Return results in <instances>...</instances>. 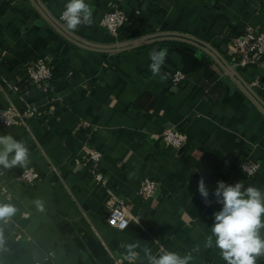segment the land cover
Here are the masks:
<instances>
[{"label": "crops", "instance_id": "crops-1", "mask_svg": "<svg viewBox=\"0 0 264 264\" xmlns=\"http://www.w3.org/2000/svg\"><path fill=\"white\" fill-rule=\"evenodd\" d=\"M42 1L60 17L66 0ZM86 2L93 22L76 32L88 39L108 42L100 19L117 5L129 19L116 41L186 32L231 63L221 49L231 56L227 46L234 36L247 25L264 27V0ZM220 17L226 21L214 28ZM162 48L168 50L163 80L149 69V52ZM40 57L69 69L47 84L29 83L28 66ZM234 67L249 83L259 81L254 89L264 100V59ZM178 69L187 79L175 85ZM225 75L211 56L186 42L94 51L61 34L31 0L0 1V110L42 111L24 124L0 121V135L24 141L30 153L27 167L0 166V204L16 209L0 219V264H149L148 255L162 251L190 256L189 264H226L214 246L205 247L213 214L222 208L213 192L218 181L264 190V113ZM167 128L185 132L187 142L166 144ZM91 149L103 152L101 180L83 162ZM244 161L260 164L254 177L241 170ZM29 167L39 173L31 185L19 179ZM201 177L207 200L198 192ZM146 178L159 182L152 197L141 193ZM122 198L132 219L118 229L107 218Z\"/></svg>", "mask_w": 264, "mask_h": 264}, {"label": "clouds", "instance_id": "clouds-1", "mask_svg": "<svg viewBox=\"0 0 264 264\" xmlns=\"http://www.w3.org/2000/svg\"><path fill=\"white\" fill-rule=\"evenodd\" d=\"M92 16L93 8L86 0H68L61 20L68 30L76 31L81 25H91ZM167 55L166 48L149 52V69L153 76L160 75L162 80L166 78L161 75V69ZM29 156L24 141L10 134L0 135V166L5 169L27 167ZM198 192L207 200L209 192L203 177L198 181ZM213 195L222 208L213 214L214 223L205 247L219 249L226 264H257V260L264 256V236L261 235L264 230V190L251 185L245 187L242 181L234 185L218 181ZM36 204L42 211L41 202L36 201ZM15 212L13 205L0 204V219ZM190 259V256L181 257L169 251H162L159 257L148 255L149 264H189Z\"/></svg>", "mask_w": 264, "mask_h": 264}, {"label": "built area", "instance_id": "built-area-1", "mask_svg": "<svg viewBox=\"0 0 264 264\" xmlns=\"http://www.w3.org/2000/svg\"><path fill=\"white\" fill-rule=\"evenodd\" d=\"M5 1V0H0ZM61 11H64L65 5ZM60 14V20H61ZM128 14L125 10L117 5L106 11L100 19V25L105 29L107 34L117 40L122 27L128 22ZM62 21V20H61ZM64 24L65 22L62 21ZM228 50L233 58V66H254L264 58V27L247 25L244 30L234 36L228 43ZM56 66L46 59L40 57L32 62L27 69V78L32 84H47L55 76ZM187 76L184 71L178 69L172 75V81L175 85L182 84L186 81ZM254 87H259V81L250 83ZM41 115L42 111L36 106H27L24 109L9 107L0 110V121L8 126L24 124L28 115ZM162 138L166 144L181 148L188 140L185 132L167 128L162 133ZM103 158V152L99 149H91L84 157V164L92 166V170L99 180L103 175L100 169V162ZM260 164L255 161H244L240 164L241 170L250 178L254 177L259 170ZM39 178V173L35 168L29 167L22 171L19 179L27 185H31ZM159 182L155 178H146L141 187V193L145 197H152L158 188ZM132 216L128 209L125 199H118L111 207L110 214L107 218L108 223L118 229H125L129 225Z\"/></svg>", "mask_w": 264, "mask_h": 264}, {"label": "water", "instance_id": "water-1", "mask_svg": "<svg viewBox=\"0 0 264 264\" xmlns=\"http://www.w3.org/2000/svg\"><path fill=\"white\" fill-rule=\"evenodd\" d=\"M42 15L66 38L70 41L90 50L102 52H118L137 48L146 44L161 41H180L189 43L202 52L211 56L215 62L224 70V80L232 85L239 86L246 95L262 110L264 113V100L258 92L243 78L232 63L211 43L186 32L179 31H159L144 34L138 37L119 40L113 42H98L88 39L76 31H70L66 25L56 17L42 0H31Z\"/></svg>", "mask_w": 264, "mask_h": 264}, {"label": "trees", "instance_id": "trees-1", "mask_svg": "<svg viewBox=\"0 0 264 264\" xmlns=\"http://www.w3.org/2000/svg\"><path fill=\"white\" fill-rule=\"evenodd\" d=\"M226 20H225V18L224 17H220L219 18V20H218V22H216V24H215V26H214V28L215 27H219L221 24H223V22H225ZM214 33H215V30L213 29V30H210L209 31V33H208V35H210L211 37H213L214 36ZM106 41H108V42H113V41H116V39L115 38H113V37H111V36H109L107 39H106ZM178 41H176V43H177ZM222 50V52L232 61L233 60V58H232V56H228L226 53H225V50L222 48L221 49ZM264 58H262L261 60H263ZM55 66H56V72H55V76L58 74V75H61V74H64L65 72H67L68 71V69H69V66L67 65V64H65L64 62H56L55 63ZM55 76L53 77L54 79H55ZM53 78L51 79V80H53ZM264 94V92H262V95ZM219 252H220V250L219 249H217ZM217 251V252H218Z\"/></svg>", "mask_w": 264, "mask_h": 264}]
</instances>
